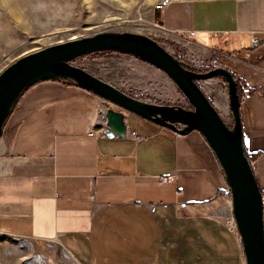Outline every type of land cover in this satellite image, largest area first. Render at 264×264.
<instances>
[{
  "label": "crops",
  "instance_id": "obj_1",
  "mask_svg": "<svg viewBox=\"0 0 264 264\" xmlns=\"http://www.w3.org/2000/svg\"><path fill=\"white\" fill-rule=\"evenodd\" d=\"M161 1L145 0L148 36L239 81L243 145L264 193V0H168L154 10ZM203 83L230 125L224 82ZM109 108L119 111L59 81L21 95L0 137V236L56 242L75 264H245L223 224L232 215L224 174L202 135L124 113L125 136L109 138L97 128ZM168 175L175 180H159Z\"/></svg>",
  "mask_w": 264,
  "mask_h": 264
},
{
  "label": "water",
  "instance_id": "obj_2",
  "mask_svg": "<svg viewBox=\"0 0 264 264\" xmlns=\"http://www.w3.org/2000/svg\"><path fill=\"white\" fill-rule=\"evenodd\" d=\"M118 53L156 68L165 74L187 101L189 108L155 104L134 98L89 74L73 61L95 53ZM221 77L227 84L232 125L229 127L197 83ZM67 80L106 101L112 108L103 115L106 136L123 138L125 114H134L173 132H199L223 171L230 191L233 219L242 245L245 264H264V224L261 191L244 145L236 80L227 70L190 71L161 44L144 34L100 32L72 39L26 54L0 72V137L3 126L21 95L41 81Z\"/></svg>",
  "mask_w": 264,
  "mask_h": 264
},
{
  "label": "rangeland",
  "instance_id": "obj_3",
  "mask_svg": "<svg viewBox=\"0 0 264 264\" xmlns=\"http://www.w3.org/2000/svg\"><path fill=\"white\" fill-rule=\"evenodd\" d=\"M146 9L145 0H0V72L26 54L100 32L148 36ZM74 65L145 101L188 106L165 74L134 57L102 53ZM215 110L220 115V108ZM225 121L230 123V117ZM0 264L75 263L56 242L0 236Z\"/></svg>",
  "mask_w": 264,
  "mask_h": 264
},
{
  "label": "built area",
  "instance_id": "obj_4",
  "mask_svg": "<svg viewBox=\"0 0 264 264\" xmlns=\"http://www.w3.org/2000/svg\"><path fill=\"white\" fill-rule=\"evenodd\" d=\"M167 4H168V0H163V1L159 2V4L154 6V10H162L163 8H165L167 6ZM150 27L153 30H155V32L158 30H162V27L157 22L151 24ZM179 33L181 36H184V37H191L194 34L193 32H187V31H180ZM259 45H260V43L258 40L252 39V46L253 47H256ZM259 93L264 99V87L259 90ZM101 113H103V112H101ZM132 135L134 136V134H132ZM159 180L163 183H167V182H171L172 180H175V176L174 175L162 176L159 178ZM227 193L230 195L229 189H227ZM261 201H262V205H263V224H264V193L261 194ZM206 209H207V211H210V210L214 209V206L212 205ZM223 224L229 232H231L232 234H234L235 236H237L239 238L236 223H235L232 215L229 216L228 218H225L223 221Z\"/></svg>",
  "mask_w": 264,
  "mask_h": 264
},
{
  "label": "trees",
  "instance_id": "obj_5",
  "mask_svg": "<svg viewBox=\"0 0 264 264\" xmlns=\"http://www.w3.org/2000/svg\"><path fill=\"white\" fill-rule=\"evenodd\" d=\"M150 38L154 39L155 41H157L158 43L162 42L161 40H158L156 38H153L151 36H149ZM171 45V50L169 51V49H166L169 53H171L176 59H178L180 62H182L185 66H187V69L190 70V71H197V72H208L210 70H212L214 67H211V66H204V67H196V66H193V65H190L188 64L187 62H185L183 60V56H182V53H181V50H179V48H177L176 46ZM107 54L110 53V52H106ZM99 54H102V53H95V54H91V55H87V56H95V55H99ZM86 56V57H87ZM72 64H74V61L72 62ZM235 78V77H234ZM215 79H220L224 82L225 86L227 87V84L225 82V80L221 77H216ZM236 80V90H237V97H238V101L239 103L241 102L242 98H243V93H242V90H241V87H240V84H239V81L235 78ZM59 82H62L64 84H69V85H73L71 82L67 81V80H60ZM198 86H199V83H197ZM132 96V95H131ZM134 97V96H133ZM134 98H137V97H134ZM139 99V98H137ZM211 103V102H210ZM212 104V103H211ZM186 108H189V106H187ZM232 124L228 125L229 127H231ZM249 159V158H248ZM250 160V159H249Z\"/></svg>",
  "mask_w": 264,
  "mask_h": 264
}]
</instances>
